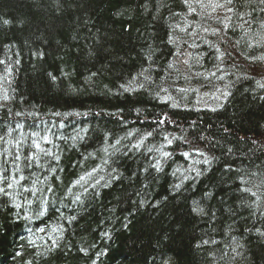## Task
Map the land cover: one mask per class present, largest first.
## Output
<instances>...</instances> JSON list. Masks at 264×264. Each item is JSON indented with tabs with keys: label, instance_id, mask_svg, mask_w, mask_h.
I'll list each match as a JSON object with an SVG mask.
<instances>
[{
	"label": "trees",
	"instance_id": "16d2710c",
	"mask_svg": "<svg viewBox=\"0 0 264 264\" xmlns=\"http://www.w3.org/2000/svg\"><path fill=\"white\" fill-rule=\"evenodd\" d=\"M216 2L0 0V151L23 140L24 183L41 181L30 220L0 203V264H264V219L238 190L240 176L264 180V13ZM33 133L53 155L25 169ZM94 167L101 184L72 187ZM49 236L61 238L45 251Z\"/></svg>",
	"mask_w": 264,
	"mask_h": 264
},
{
	"label": "snow or ice",
	"instance_id": "6c2138e0",
	"mask_svg": "<svg viewBox=\"0 0 264 264\" xmlns=\"http://www.w3.org/2000/svg\"><path fill=\"white\" fill-rule=\"evenodd\" d=\"M184 3L187 5L188 0H184ZM237 3V0H224V3H219V0L213 5L214 9L216 7L219 8H224L227 7L228 12H233L235 9V4ZM252 3V0H243V3H241V7H244L245 4H250ZM257 3L261 6L260 7V12L264 13V0H257ZM255 12V8L252 10ZM240 18L243 20L244 19V14L240 13ZM230 19V17L228 18ZM245 23H248L251 26V22L245 20ZM5 24L8 23L7 20L4 21ZM227 28V25L225 26ZM259 27L261 29H264V19H261ZM262 39H264V36H262ZM252 47L253 45H249ZM0 63H4L3 61H0ZM5 71L10 75L11 74V69L7 68ZM144 71H147L145 69ZM141 76H143V72L141 73ZM4 77H0V81H2ZM144 79L147 80L149 79L148 76H144ZM261 87H264V85H260ZM121 87H124L123 85ZM140 87H143V84L140 85ZM129 90H135V89H130V88H125V91ZM4 99L7 100V94H4ZM17 115H20V113H17ZM158 123H163V121H158ZM9 136L11 133L8 134ZM131 135V133L129 134ZM37 136L36 133H33V137L31 138V145L29 146L30 149H34L35 151H29L26 155H23V160L25 161L24 168H30L32 166H38V167H43L39 163V157L37 156V153H42L44 156H52L53 154L47 149L43 148L41 146L42 141L44 144L51 143L49 141L47 136L40 137L39 140L36 139L35 137ZM147 136H151V133H147ZM72 139H76V137H73ZM82 139V137H81ZM167 139V137H165ZM0 141H4L5 143H10V141H5L3 136H0ZM117 144L120 143L119 140L116 141ZM143 143V140L140 141V143L133 145V147L139 148L141 144ZM169 145L171 144V140L168 141ZM24 144L23 140H16L15 143L13 144V147L17 149L15 152L9 153L8 149H4L3 151H0V157H2V161H0V203L4 204H9L13 209L16 210L15 214L17 217H20L24 220H30L32 217L29 215H24V210L25 208H31L32 205V200L29 197H35L37 196L38 192L41 190L37 189L36 185L40 183L41 181L39 178H37L34 181H31V187L25 185V181L28 179L23 172L24 169L20 167V162L22 159V153L20 151L22 145ZM112 147H115L114 145ZM105 153H108V148L102 149ZM153 151L152 148L148 149V152L151 153ZM159 151V149H157ZM231 151V149H229ZM196 153L200 156H203V163L205 165H210L212 163V159L208 157L204 152L199 151L198 149L196 150ZM89 155H92L91 153ZM171 155L169 152H162V158H167ZM182 155L185 158H188L189 153L184 152ZM55 160V163L58 165L59 164V158L58 157H53ZM104 164L108 163V159H104L103 161ZM150 167L154 168L157 172L162 170V164L161 160L157 159L155 160L154 163L150 165ZM14 169V170H13ZM235 171L236 169H230ZM48 171L52 172L53 175L57 171L55 167H50L48 168ZM99 171L97 168H93L91 171L86 172L83 175H80L78 179L74 182L72 187H77L80 186L84 189V192L86 193L88 191V186L91 185V187H95L96 185L101 184V180H104L103 177L95 178V182L92 183L95 174ZM195 171V169H193ZM200 173L197 172V175ZM256 172H252L251 176H256ZM111 179H115L116 177L112 176L110 177ZM105 185L108 183L107 180L104 181ZM239 184L241 187H239V192L247 194V196L250 198L248 200H245L242 202V206L247 207L248 209L251 210L252 215H258V219H264V191H261L262 185H264V180L260 182V184H253L252 186L249 185V180L245 179L244 176L239 177ZM177 188L180 187V185H176ZM255 188L256 190H253ZM47 192L53 191L51 187L46 189ZM68 194L73 195V203H81V194H73L72 193V188L67 189ZM27 195H24V194ZM41 195L43 193L41 192ZM206 195H211L210 193ZM20 201V202H18ZM47 202L44 200H41L37 207L33 210V215L37 217H43L47 213L48 209L44 206ZM193 211L198 213V214H203L204 209L203 207L200 206L199 202L194 201V207ZM71 219H75V217H71ZM39 232L43 233L45 232V228H39ZM28 231L31 232V229H28ZM57 231H62V229H52L53 233H56ZM254 232L257 234L259 237L264 238V228L261 227H255L254 226ZM61 237L59 236H49L48 239L51 241V247L45 249V251H52L54 247L58 246V240ZM232 241L234 242V247H232V252L235 253L236 255H241L237 250L241 247H243L242 244L239 243L236 237H232ZM29 243L35 244V240L29 241ZM205 244L209 243V241H204ZM211 243H216V241H211ZM199 246V245H198ZM81 251H84V249H81ZM17 256L21 255V253L17 252ZM43 255V253H41ZM235 258V257H233ZM31 264V262H29Z\"/></svg>",
	"mask_w": 264,
	"mask_h": 264
},
{
	"label": "rangeland",
	"instance_id": "374dc122",
	"mask_svg": "<svg viewBox=\"0 0 264 264\" xmlns=\"http://www.w3.org/2000/svg\"><path fill=\"white\" fill-rule=\"evenodd\" d=\"M261 140H262V142L264 143V137H263V138H261Z\"/></svg>",
	"mask_w": 264,
	"mask_h": 264
}]
</instances>
